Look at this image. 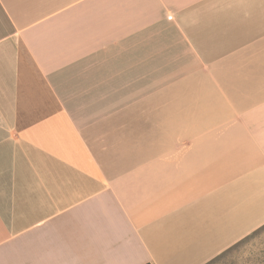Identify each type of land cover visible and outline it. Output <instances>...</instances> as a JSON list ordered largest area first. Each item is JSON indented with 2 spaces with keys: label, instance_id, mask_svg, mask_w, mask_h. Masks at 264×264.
I'll list each match as a JSON object with an SVG mask.
<instances>
[{
  "label": "crops",
  "instance_id": "crops-1",
  "mask_svg": "<svg viewBox=\"0 0 264 264\" xmlns=\"http://www.w3.org/2000/svg\"><path fill=\"white\" fill-rule=\"evenodd\" d=\"M264 226V0H0V264H208Z\"/></svg>",
  "mask_w": 264,
  "mask_h": 264
},
{
  "label": "rangeland",
  "instance_id": "rangeland-1",
  "mask_svg": "<svg viewBox=\"0 0 264 264\" xmlns=\"http://www.w3.org/2000/svg\"><path fill=\"white\" fill-rule=\"evenodd\" d=\"M208 264H264V226Z\"/></svg>",
  "mask_w": 264,
  "mask_h": 264
}]
</instances>
